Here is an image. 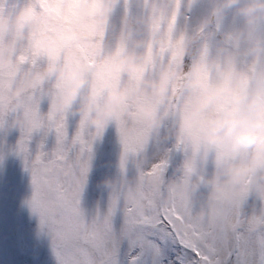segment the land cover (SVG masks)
Returning a JSON list of instances; mask_svg holds the SVG:
<instances>
[{"label": "clouds", "instance_id": "1", "mask_svg": "<svg viewBox=\"0 0 264 264\" xmlns=\"http://www.w3.org/2000/svg\"><path fill=\"white\" fill-rule=\"evenodd\" d=\"M200 2L179 0L177 8V0H132L129 14L128 0H87L66 19L60 5H49L59 14L30 12L38 0H26L21 10L14 0H0V69L13 68L26 49L40 52L28 71L5 83L6 130L29 126L20 109L37 79L47 97L45 116L83 118L92 130L113 127L120 106L131 100L161 143L183 140L194 149L188 158L172 159L163 200L191 205L193 217L203 219L247 188L239 211L258 210L247 223H225L230 231L256 232L264 228V0H205L197 13ZM101 42L105 57L90 65L93 46ZM162 55L168 58L155 71H143ZM109 76L124 79L110 83ZM136 172L130 163L127 174L105 175L97 187L122 185L133 201ZM187 226L182 222L177 230Z\"/></svg>", "mask_w": 264, "mask_h": 264}, {"label": "snow or ice", "instance_id": "2", "mask_svg": "<svg viewBox=\"0 0 264 264\" xmlns=\"http://www.w3.org/2000/svg\"><path fill=\"white\" fill-rule=\"evenodd\" d=\"M86 2L38 0L36 9L29 11L59 14V8L50 9L49 5H60L65 18L71 19L77 7ZM12 6L21 10L26 0H14ZM4 7L0 3V12ZM126 10L131 13L132 0H128ZM170 19L177 21L175 12ZM90 54L95 57L89 60L90 65L104 59L102 42L94 45ZM39 55L38 48L26 49L16 56L13 68L0 69V96L5 83L28 71ZM171 55L174 58L175 51ZM167 58H152L143 71L149 67L155 71ZM106 79L117 83L124 77ZM41 87L42 83L35 80V91L20 109L29 116L30 123L16 133L14 143L9 142L12 133L6 130L5 109L0 104V160L7 154L23 160L32 186L26 203L38 217L40 231L49 238L57 264H264V228L256 232L246 228L230 231L225 223L229 218L247 223L258 210L239 211L246 207L247 188L237 190L233 202L219 205L203 219L193 217L191 205L177 206L174 199L163 200L172 159L188 158L194 149L183 140L161 143L157 133L134 110L131 100L120 106L113 127L121 146L117 171L127 174L130 163L137 169V197L128 201L124 187L116 184L107 190L102 208L97 205L86 211L82 194L93 166L94 146L104 132L88 128L83 118L77 122L67 114L45 116L47 97ZM182 222L188 226L178 231L177 225Z\"/></svg>", "mask_w": 264, "mask_h": 264}, {"label": "rangeland", "instance_id": "3", "mask_svg": "<svg viewBox=\"0 0 264 264\" xmlns=\"http://www.w3.org/2000/svg\"><path fill=\"white\" fill-rule=\"evenodd\" d=\"M205 8L206 2L201 0L196 12ZM15 140L16 133H12L9 142ZM120 150L117 133L109 127L94 146L93 166L82 194L86 211L106 204L107 190L98 188L97 182L116 173ZM31 192V177L23 160L5 155L0 160V264H57L49 238L40 231L38 217L26 203Z\"/></svg>", "mask_w": 264, "mask_h": 264}]
</instances>
